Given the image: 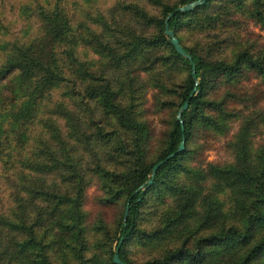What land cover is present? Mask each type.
Returning a JSON list of instances; mask_svg holds the SVG:
<instances>
[{
    "label": "trees",
    "instance_id": "1",
    "mask_svg": "<svg viewBox=\"0 0 264 264\" xmlns=\"http://www.w3.org/2000/svg\"><path fill=\"white\" fill-rule=\"evenodd\" d=\"M148 1L157 5L160 16H149L137 4L124 6L122 3L121 7L130 11L135 25L141 24L150 30L149 36L142 34V28L133 32V28L126 26L119 28L99 19L100 27L102 25L108 36L115 40L114 44L110 45L99 40L96 35L100 34H90L94 52L104 59L103 66H108L99 72L94 71L92 65L77 63L73 56L75 35L69 32V27L62 24V19H59L60 12L54 9L45 13L40 30L44 36L43 43L41 45L34 41L20 43L7 52L0 63V81L9 77L4 84H0V116L5 109V95H9L11 100L17 96L13 84L15 86L27 83L25 93L27 97L29 96V101H23L16 111L9 113L11 123L23 118L30 119L36 101L45 91L58 87L63 82L69 83L70 86L76 85V79H79L86 95L88 97L94 95L101 108L114 117L117 128L129 137L124 143V149L128 148L127 154L130 156L129 165L125 171L103 174L106 183H113L101 184L104 189L100 191L104 192L107 186L111 198L99 197V202L104 206L113 205L115 204L113 200L122 197L121 213L112 237V241L115 240L114 249L121 239L117 248L118 259L124 264H131L123 254L127 242L132 240L150 242L162 236L161 233L167 223L162 228L152 230L138 226L141 207L149 195H156L165 190L170 194L176 193L175 217L173 216L170 222H181L189 213L185 211L186 199L201 195L200 183L209 175L211 192L212 188L218 190L226 187L238 195L233 202V209L218 214L220 205L214 207L210 205L209 198L212 194L203 195L207 215L203 216L200 223L203 226H211L218 221V227L196 237L193 252L186 249V238L181 237L178 245L172 250L148 258L141 264H177L181 262L183 256L188 257V264H264V151L257 147V150L250 152L252 149L248 146L251 129L259 126L261 122L257 104L263 92L259 86H262L261 83L264 84V48L256 49L252 41L249 43L248 38L235 39L227 55L210 60L195 49L183 45L177 34L187 27L218 28L216 25L218 19H222L224 26L229 25V20L223 18L220 12L211 15L214 11L212 9L216 4H220L223 13L231 17L236 12H242L245 0H205L202 5L188 12L175 11L167 18V27L190 59L175 52L168 37L164 35V20L177 7L191 0H177L173 3L161 0ZM248 1V15L254 18L264 31L262 0ZM8 46L5 45V50ZM161 48L164 54H153V64L168 63L182 68L185 74L177 93V109L167 120V127L162 133V146L152 160L146 161L144 145L148 143L151 135L149 122L145 119H136L131 111L132 105L125 106L120 102L125 97L124 87L126 96L130 101L133 100L135 91V88L131 87L133 80L107 79L103 73L109 70L128 76L129 69L125 68V63L145 58L152 50ZM191 66L197 80L196 84L191 75ZM252 78L258 79L255 85L248 88L241 86L250 82ZM192 88H195V91L190 95ZM186 100L187 107L180 114L181 130L180 124L175 120V114ZM229 104H232L231 107ZM160 105L167 106V103L162 102ZM233 120L238 121L239 126L233 138L234 142L227 146L233 154L234 162L224 167L209 164L205 171L192 169L189 172L186 163L193 160L194 153L199 154L200 151L199 148L189 146L195 132H222L225 122L230 123ZM111 132L114 131H103L95 123L90 135L100 138L111 135ZM1 135L2 133L0 138ZM181 141L183 150L163 161L156 169L151 183L141 192L139 187L149 178L151 167L174 152ZM52 162L54 163L37 165L32 163V166L36 170H57L66 167L65 163H61L65 161L52 158ZM181 170H186L190 174L188 181L191 184L175 182L177 173ZM65 174L61 180L63 186L60 188L53 186L57 184L56 180L50 190H45L43 185L31 187V198L37 199L44 207L42 212H37L33 223L35 228L41 230V234L34 235L32 225L27 229L21 225L17 226V232L22 233L23 230L26 235L20 240L19 245H15V251L9 252L6 247L1 249L6 255L4 264H12L14 255L19 256V252L28 254L30 259L33 256V264H115L112 262L114 250L112 251L110 246L107 249L102 246V252L105 254L102 260H91L92 256L88 255L90 245L82 209L84 195L81 192L86 183L79 179L76 182L77 195L71 197L66 188L72 178L76 180V176L66 171ZM175 185L177 187H174ZM156 198L161 199L160 196ZM125 207L127 214L123 225ZM92 229L102 231L100 224L94 225ZM67 230H70L68 236L60 235ZM205 245L209 248L199 252L200 247ZM23 261L22 259L21 264L26 263ZM27 264L32 263L29 261Z\"/></svg>",
    "mask_w": 264,
    "mask_h": 264
},
{
    "label": "rangeland",
    "instance_id": "2",
    "mask_svg": "<svg viewBox=\"0 0 264 264\" xmlns=\"http://www.w3.org/2000/svg\"><path fill=\"white\" fill-rule=\"evenodd\" d=\"M173 3L177 0H161ZM264 11V0H262ZM124 6L137 4L149 16H160L157 5L148 0H0V63L13 47L20 43L34 41L40 45L44 41L41 35L43 15L54 9L60 12L59 19L69 27V32L74 33L75 42L73 56L77 63L92 65L94 71L107 69L103 66L104 59L94 52L90 41V34L96 33L101 42H108L113 45L115 40L106 33L104 27H100L99 19L112 26L123 28H142V34L149 36L150 30L143 25H135L130 11L123 9ZM249 1H244L242 12H236L233 16L223 13L220 4H216L211 12L215 15L220 12L223 18L229 20V25H223L222 19L216 21L218 28L209 26L203 28L187 27L178 31V36L183 45L191 47L210 60L221 55H227L228 49L232 48L235 39H249L256 49L264 48V31L259 24L247 13ZM220 7V8H218ZM94 19V21H93ZM246 32L252 34H246ZM40 35L42 36L40 38ZM258 35V36H257ZM5 45H9L5 50ZM62 51V50H60ZM59 51V52H60ZM164 54L163 49H155L145 58H138L134 62L125 63L129 69L128 76L121 75V72L106 70L104 77L107 79L133 80L131 87L135 88L133 100L126 96L120 100L121 104L131 106L132 114L136 119L147 120L150 125L151 135L145 144L146 161L153 159L159 148L162 146V133L167 127L173 111L177 109V93L180 90L181 81L185 72L182 68L168 63L153 64V54ZM108 62V59H107ZM110 67V66H109ZM140 67V68H139ZM113 68V67H110ZM0 81L4 84L5 80ZM70 79V78H69ZM76 79V85L63 82L58 87L45 91L37 101L30 115V119H21L17 122H10L9 113L16 111L24 101H29L25 93L27 83L20 85L13 84V90L17 96L11 100L5 95V109L0 116V264L5 263L6 255L1 252L3 247L7 251H15V245H19L24 238V232H17L16 227L21 225L26 229L32 225L34 235L41 234V230L33 225L38 211L42 212L43 205L37 199L31 198V187L43 185L45 190L53 186L62 187L61 180L66 172L75 174L76 180L71 179L67 186V193L73 197L77 195L76 182L83 180L84 187L81 190L83 197L82 209L85 214L86 235L90 245L89 254L91 260H102L105 254L102 246L115 247L116 223L121 213L122 197L113 200V205H101L99 197L111 198L109 188L101 192V184L105 182L104 173H115L125 171L129 165L130 156L124 143L128 135L117 128L114 117L105 112L97 98L93 95L88 97L84 92L83 85ZM258 82L252 78L250 82L241 86L248 88ZM259 86L262 89L261 99L257 104L261 116L259 126L251 129L249 136V147L253 150L260 148L264 151V84ZM127 87V86H126ZM165 89H168L165 91ZM73 91V92H72ZM166 102L167 106L160 103ZM232 104H229L231 107ZM245 113V112H244ZM8 114V115H7ZM97 123L103 131H114L105 137L90 135ZM239 123L232 121L225 122L222 132H195L189 142L190 147L199 148V154L194 153V158L186 163L189 172L192 169L207 170L209 164L217 167H224L234 162L233 154L227 146L237 132ZM126 151V152H124ZM196 151V150H195ZM194 151V152H195ZM52 158L62 160L66 167L59 169L36 170L32 163L50 164ZM102 173V174H101ZM175 182L191 184L188 181L186 170L177 173ZM32 177V181H31ZM55 180L56 185H53ZM210 177H206L199 186L200 194L186 199L185 211L188 214L181 222H170L175 217L176 193L161 191L156 195H149L146 203L141 207L138 226L145 230L154 228L164 229L161 237L154 241L144 242L129 241L123 248V254L131 264H141L148 258L159 256L176 247L182 238H186L185 247L193 252L196 237L218 227L217 221L211 226H203L200 222L204 215H207L206 203L203 195L212 194L209 198L212 207L220 205L217 213H224L233 209V202L238 197L228 188H212L210 190ZM113 182L106 183L111 185ZM124 183V182H121ZM53 185V186H52ZM105 185V184H104ZM174 187H177L176 185ZM25 191V192H24ZM156 196H160L158 200ZM240 197V196H239ZM232 212V211H231ZM177 216V213H176ZM227 221V220H225ZM71 222V221H68ZM100 224L102 231L93 230V226ZM59 233V232H57ZM70 230L61 232L60 235L68 236ZM107 234V237H106ZM112 235V236H111ZM36 239V238H35ZM107 239V242H105ZM209 246H201L199 252L206 251ZM33 264L28 254H16L12 264ZM188 257H181L177 264H188Z\"/></svg>",
    "mask_w": 264,
    "mask_h": 264
},
{
    "label": "water",
    "instance_id": "3",
    "mask_svg": "<svg viewBox=\"0 0 264 264\" xmlns=\"http://www.w3.org/2000/svg\"><path fill=\"white\" fill-rule=\"evenodd\" d=\"M205 2V0H191L179 7H177L172 13H169L165 20H164V35L166 37H168L169 39V42L171 43V45L173 46L175 52L177 54H179L180 56L184 57V58H187V59H190V56L184 51V49L182 48V46L179 44L177 38L173 35L172 31L167 27V18L170 17L175 11H179L181 13H185V12H188L192 9H194L195 7L197 6H200L202 5L203 3ZM191 75L194 79V84L197 83V80L194 76V73H193V66H191ZM195 91V88H192V91L190 93V95L192 94V92ZM188 100V99H187ZM184 101L182 103V105L179 107V109L177 110L176 114H175V120L178 121V123L180 124V129L182 130V125H181V119H180V114L183 110L186 109L187 107V102L188 101ZM183 150V141H181L178 146H177V149L168 154L163 160L161 161H158L156 162L152 167H151V170H150V175H149V178L139 187V189L141 190V192H143L147 187L148 185L151 183L152 181V177L156 171V169L158 168V166L165 160H167L168 158L172 157L173 155H175L177 152ZM127 214V207L124 208V212H123V225H124V218ZM120 242H121V239H119L118 243H117V247L114 249V253L112 255V262L115 263V264H124L122 263L119 259H118V256H117V248L118 246L120 245Z\"/></svg>",
    "mask_w": 264,
    "mask_h": 264
}]
</instances>
